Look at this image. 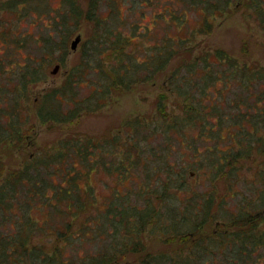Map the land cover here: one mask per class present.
<instances>
[{"label": "trees", "instance_id": "trees-1", "mask_svg": "<svg viewBox=\"0 0 264 264\" xmlns=\"http://www.w3.org/2000/svg\"><path fill=\"white\" fill-rule=\"evenodd\" d=\"M109 1L107 20L97 5H90L85 14L76 0H64L74 20L93 23L98 33L84 43L82 60L68 71L62 85L36 99L42 124H66L98 111L114 92L153 81L171 62H181L167 80V92L157 98V119L130 120L121 132L102 139L65 138L58 149L37 151L2 179L0 264L4 259L22 261L26 255L36 264H43L42 260L44 264H116L142 253L137 264H264V162L255 174L260 188L254 184L252 192L235 191L239 178L245 176L246 162L255 152L264 156V66L240 64L222 49L204 50L195 56L197 46L191 45L199 37L211 35L220 18L237 10L253 13L264 29V0H166L162 11L153 13L152 26L144 25L152 24L145 10L158 7L159 2L137 0L145 3L131 11L139 10L140 18L144 17L131 26L130 34L119 27L123 18L118 5L124 0ZM160 22L170 33L146 45L152 28ZM3 39L11 45L8 51L23 45L17 37L5 35ZM141 45L147 47L144 59L137 56L143 53ZM5 62L0 60V78L10 71ZM18 66L14 76H8L15 84L0 81V149L23 144L28 138L31 116L23 100H30V89L46 78L33 57ZM89 76L95 79L88 80ZM87 86L89 94L82 96ZM171 97L178 112L169 110ZM186 129L197 135L188 136ZM158 134L164 137V145L153 144ZM172 139L182 145L187 139L192 150V160L182 153L181 172L169 162ZM186 168L198 180L208 177L212 190L194 188ZM102 170L117 173L122 183L137 175L144 180L138 192L122 196L115 191L101 205L92 176ZM218 180L228 185L224 200L215 195ZM228 198L236 200L233 208H229ZM37 203L41 209L50 208L48 218L66 219L63 230L51 233L57 244L49 251L35 242L40 233L49 234L31 215ZM16 204L24 212L23 221L13 219ZM210 222L230 223L232 229L201 236V229ZM149 231L192 246L187 255L145 252L141 236ZM62 241L66 243L61 245ZM84 244H92L94 251L82 252ZM66 247L78 251L72 256Z\"/></svg>", "mask_w": 264, "mask_h": 264}, {"label": "rangeland", "instance_id": "rangeland-1", "mask_svg": "<svg viewBox=\"0 0 264 264\" xmlns=\"http://www.w3.org/2000/svg\"><path fill=\"white\" fill-rule=\"evenodd\" d=\"M76 1L85 14L89 10L90 5H97L100 14L109 20V13L111 12V3L109 0H103L101 2L98 0ZM165 1L166 0H156V2H159V6L155 8L148 6L147 10H145L148 13V17H146L147 21L150 20L152 24L147 22L148 24L144 25H153V13L158 14L161 12L165 7ZM144 3V1L138 2L137 0L120 1L118 9L123 18V23H119V27L122 31L130 34L131 26H136L140 19L144 17L142 15L140 18L139 10H137L136 13L131 11V7L137 5L141 8L140 5ZM68 5L69 3H65L64 0H0V60L1 62L6 61L4 66L7 70H10L0 78L1 84H15L14 81H11L12 78H8V76H14L12 73L18 69V65L26 64L29 57L38 60L39 64L42 65V69L46 72V78L30 89V100H23V107L28 108L31 116V121L27 126L30 128L31 133L23 144L16 145L12 143L0 149V162L3 164H0V171L2 170L0 184L2 179L7 176L10 171L21 168L25 161L34 153L46 147L58 149L60 141L65 138L80 136L81 138L90 137L93 138V140L102 139L121 132L125 123L130 120L138 119L140 121H145L146 118L157 119V98L160 94L167 92V80L181 62L179 60L171 62L153 81L138 84L130 90L114 92L108 99L106 105L98 111L82 114L75 121L66 124H42L37 116V109L35 108L36 99L47 90L62 85L68 71L82 60L84 43L98 33L95 31L93 23L84 19L79 23L74 20L71 16L72 14L70 15L71 8ZM138 7L136 9H138ZM152 29L153 35L151 41L148 40L146 45L164 38L170 30L164 22L158 23ZM5 35H7L8 39L17 37V40H22V47L13 51L12 48H9L10 51H8V47H11V45L5 44L3 39ZM78 36H81V42L76 50H72V42ZM193 44L197 46V48L195 47V56L199 55L204 50L222 49L236 58L240 64L264 66V29L259 25L254 14L248 13L245 10H237L227 18H220L211 35L201 36L191 45ZM141 48L143 53L138 52L137 56L140 59H144L146 56L144 53H147V47L142 46ZM56 66H60V70L57 74H54L53 70ZM92 79L95 78L92 76L88 77V80ZM89 91L90 88H88V86L84 87L81 91V95L87 96ZM171 98L172 99L169 101V110L178 112L173 106L175 98ZM186 131L188 136L189 134L197 135L196 131H190V129H186ZM176 135L179 137L178 134ZM172 137L174 138L176 136ZM152 141L154 145H164L165 143L164 137L161 134H158ZM184 141H186L184 145L179 143L177 139H172L171 143L169 142L172 149L169 162L175 164V170L178 172L183 170V161L181 160L182 153L185 154L186 159H193L192 150L188 148L187 139ZM226 144H223V148H225L224 146H226ZM204 147L205 145H202L201 149L203 150ZM121 150H123V148L120 149V151ZM109 160L111 159L108 158V161ZM263 162L264 156L255 152L254 156L246 162V168L243 170V175L245 176L242 178L240 177L239 182L235 185L236 192H252L253 190L250 189V186L254 184H257L260 188L262 184H259L255 174L256 171L260 169V164ZM186 169L188 174H192L189 175L187 179H189L191 184L194 183V188H197L199 191L207 192L212 190V185L208 177H203V179L201 178L198 180L197 176L193 174V171L190 172V169ZM137 174L138 173H136V175ZM163 176L166 177L165 174ZM163 176H161L162 179H164ZM143 180L141 175H137V178L134 177L132 181L122 183L117 173L111 175L103 170L99 173H94L92 176V183L96 187V193L98 194L100 203H102L101 205H103V203L106 204L108 200L106 198L112 197L115 191L122 196H126V194H130L131 192H138ZM227 188L228 185L225 184L223 180L220 182L219 180L216 181L215 195H217L218 199L221 200L223 198L222 200H224V198H226ZM236 198H238V196ZM131 200V202H133L135 198L132 197ZM228 200L231 201L229 208H233V204L236 200H231L229 198ZM100 203L92 207V210L100 207ZM163 207L165 209V206H162V208ZM13 210V213L16 215L13 219L23 221L24 212L20 209V204H16ZM49 211L50 208H39L38 203L31 211L32 217L36 219L39 224L41 223V226H46L50 234L46 232L40 233L41 236L45 238L41 236L35 238V242L43 245L45 251L55 248L57 239L55 238L56 236H53L51 233L57 231V229L63 230L66 221V219L61 216L51 217L50 215L48 218ZM93 213L96 214L97 212ZM6 214L7 216L10 215L8 212ZM3 223L5 227L8 228L6 225L8 222L5 219ZM9 229L10 232L13 231L11 227H9ZM231 229L230 223L210 222L203 226L200 235L206 237L216 232ZM169 236L170 235L162 236L157 233H150V231L144 233L141 238L145 246V252L153 254H174V252H176L187 255L192 243L190 242L182 245L177 242H170ZM64 243L66 242L62 241L61 245H64ZM95 244L100 248L99 242L95 241ZM76 246L78 247L79 243L76 242L75 247ZM84 247H81L82 252L86 251L89 254L95 249L92 244L91 246H85L84 244ZM77 251L76 249L71 250V248L66 247V252L72 256ZM142 255L143 253L141 255L136 254L129 256L124 261L116 264H137L140 262L139 259ZM29 258L28 255H26L22 261H15L13 259L6 261L4 259L1 262L2 264H36V262L31 259L29 260ZM42 261L40 263L44 264L45 260Z\"/></svg>", "mask_w": 264, "mask_h": 264}, {"label": "water", "instance_id": "water-1", "mask_svg": "<svg viewBox=\"0 0 264 264\" xmlns=\"http://www.w3.org/2000/svg\"><path fill=\"white\" fill-rule=\"evenodd\" d=\"M81 42V36H78L73 42H72V50H76L78 48L79 43ZM60 70V66H56L53 70L54 74H57Z\"/></svg>", "mask_w": 264, "mask_h": 264}]
</instances>
